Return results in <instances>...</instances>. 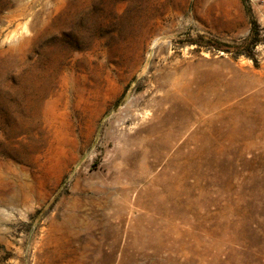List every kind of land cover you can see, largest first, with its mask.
<instances>
[{
  "label": "rangeland",
  "instance_id": "rangeland-1",
  "mask_svg": "<svg viewBox=\"0 0 264 264\" xmlns=\"http://www.w3.org/2000/svg\"><path fill=\"white\" fill-rule=\"evenodd\" d=\"M0 264H264V0H0Z\"/></svg>",
  "mask_w": 264,
  "mask_h": 264
},
{
  "label": "trees",
  "instance_id": "trees-1",
  "mask_svg": "<svg viewBox=\"0 0 264 264\" xmlns=\"http://www.w3.org/2000/svg\"><path fill=\"white\" fill-rule=\"evenodd\" d=\"M246 10L249 13V10ZM250 23V30L247 36L239 44L233 46L235 53L248 52L252 48V46L258 41L255 28L256 22L254 19H251Z\"/></svg>",
  "mask_w": 264,
  "mask_h": 264
}]
</instances>
